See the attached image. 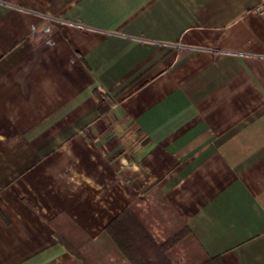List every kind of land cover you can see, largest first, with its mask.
<instances>
[{"label": "crops", "instance_id": "0c3cea01", "mask_svg": "<svg viewBox=\"0 0 264 264\" xmlns=\"http://www.w3.org/2000/svg\"><path fill=\"white\" fill-rule=\"evenodd\" d=\"M259 2L0 0V264H82L61 219L96 237L153 182L208 255L264 264Z\"/></svg>", "mask_w": 264, "mask_h": 264}, {"label": "trees", "instance_id": "16d2710c", "mask_svg": "<svg viewBox=\"0 0 264 264\" xmlns=\"http://www.w3.org/2000/svg\"><path fill=\"white\" fill-rule=\"evenodd\" d=\"M101 113L113 104L95 89ZM156 182L139 190L142 198L112 219L96 237L76 222H60L55 237L82 264H224L206 253L188 225L172 210Z\"/></svg>", "mask_w": 264, "mask_h": 264}, {"label": "built area", "instance_id": "2783aa9c", "mask_svg": "<svg viewBox=\"0 0 264 264\" xmlns=\"http://www.w3.org/2000/svg\"><path fill=\"white\" fill-rule=\"evenodd\" d=\"M253 12L264 19V0H260L259 4L253 9Z\"/></svg>", "mask_w": 264, "mask_h": 264}, {"label": "rangeland", "instance_id": "374dc122", "mask_svg": "<svg viewBox=\"0 0 264 264\" xmlns=\"http://www.w3.org/2000/svg\"><path fill=\"white\" fill-rule=\"evenodd\" d=\"M68 219H69L68 217H63V218L61 219V222H66ZM57 228H58V227H57Z\"/></svg>", "mask_w": 264, "mask_h": 264}]
</instances>
